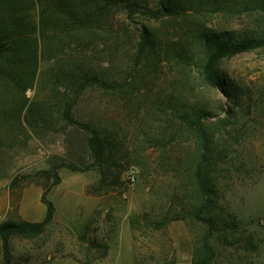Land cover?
<instances>
[{"label":"rangeland","instance_id":"obj_1","mask_svg":"<svg viewBox=\"0 0 264 264\" xmlns=\"http://www.w3.org/2000/svg\"><path fill=\"white\" fill-rule=\"evenodd\" d=\"M147 1L157 9L158 0ZM178 1L189 8V1ZM113 17L125 23L118 46L105 54L82 55L88 62L105 59L104 73L125 78L133 87L122 115L112 112L108 104L115 100L110 97L96 94L81 103L83 115L103 109L99 117L117 135L106 162L96 163L80 146L85 133L76 127L55 118L50 125L34 127L23 120L29 110L35 120L41 118L56 94L51 60L40 57L34 86L25 93L0 83V223L41 221L44 191L55 207L39 238L11 240L12 264H189L197 230L182 219L166 227L158 224L172 194L183 196L184 168L178 159L196 149L195 139L173 122L179 117L176 109L186 105L214 113L207 124L221 159L214 172L221 197L218 210L233 214L238 223L229 240L212 239V264H264V47L219 65L224 87L233 86L231 97L205 84L200 62L188 66L165 56L166 46L193 22L241 38L264 35V14L207 6L160 19L143 13L128 19L122 10ZM143 27L158 53L151 65L136 58ZM58 158L74 168L57 167L55 178Z\"/></svg>","mask_w":264,"mask_h":264},{"label":"trees","instance_id":"obj_2","mask_svg":"<svg viewBox=\"0 0 264 264\" xmlns=\"http://www.w3.org/2000/svg\"><path fill=\"white\" fill-rule=\"evenodd\" d=\"M187 1L190 2L189 8L181 6L178 0H158L157 9L153 10L147 0H0V83L25 93L34 86L40 57L51 60L56 94L41 111V118L35 120L29 110L23 120L34 127L42 123L50 125L51 118H55L66 126L76 127L85 133L80 146L89 151L96 163H104L108 151L117 146V135H113L103 117H99L103 109H91L83 115L81 103L85 97L96 94L110 97L115 100L108 104L113 107L112 112L122 115L123 108L128 109L127 101L133 98L134 92H128L133 87L125 78L105 74V67H102L105 59L88 62L82 55L86 51L105 54L118 46L125 23L114 19L115 11L122 10L128 19L137 13L160 19L207 6H226L264 14V0ZM190 25L172 45L166 46L165 56L188 66L194 61L200 62V74L205 84L223 90L231 97L233 86L227 83L224 87V79L218 73L219 65L225 59L264 47V35L236 38L228 32L215 31L196 22ZM136 50L137 61H146L148 65L153 64L158 56L146 27L139 31ZM121 101L124 102L120 104ZM176 111L179 117L173 118L174 124L184 127L195 139L196 149L185 159H178L184 168L180 189L183 196L178 191L172 194L169 207L158 224L166 227L175 220H185L197 230L189 264H212V239L229 240L238 228L233 214L218 210L221 197L214 172L221 159L214 149L215 134L207 124L214 113L205 106L195 105L178 107ZM118 123L113 121V124ZM58 160L52 171L55 178H58L57 167L74 168L64 159ZM41 202L46 206L41 221L19 219L0 223V264H12L10 244L13 238L35 240L52 222L55 207L46 198V191L41 195ZM229 230L230 234L227 233ZM100 246L107 248L105 244Z\"/></svg>","mask_w":264,"mask_h":264},{"label":"built area","instance_id":"obj_3","mask_svg":"<svg viewBox=\"0 0 264 264\" xmlns=\"http://www.w3.org/2000/svg\"><path fill=\"white\" fill-rule=\"evenodd\" d=\"M132 179H134V178L132 177Z\"/></svg>","mask_w":264,"mask_h":264}]
</instances>
